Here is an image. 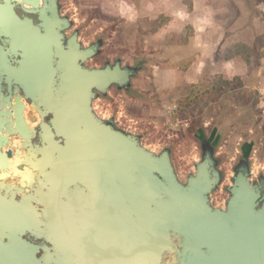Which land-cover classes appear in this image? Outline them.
<instances>
[{
	"label": "water",
	"instance_id": "95a60500",
	"mask_svg": "<svg viewBox=\"0 0 264 264\" xmlns=\"http://www.w3.org/2000/svg\"><path fill=\"white\" fill-rule=\"evenodd\" d=\"M15 8L37 15L41 32ZM61 10V0H0L9 44L0 45V75L41 119L31 130V228L42 225L46 237L44 249L0 241V264H264V174L251 178V145L241 147L224 207L214 206L218 139L198 137L200 159L181 181L169 147L156 153L141 134L101 118L95 102L113 88L132 95L146 61L89 67L104 39L84 46Z\"/></svg>",
	"mask_w": 264,
	"mask_h": 264
},
{
	"label": "rangeland",
	"instance_id": "374dc122",
	"mask_svg": "<svg viewBox=\"0 0 264 264\" xmlns=\"http://www.w3.org/2000/svg\"><path fill=\"white\" fill-rule=\"evenodd\" d=\"M208 4L213 28L191 45L195 62L207 60L194 84L182 75L191 65L185 49L193 31H162L166 18L153 16L163 7L158 0H61V13L71 18L84 46L104 39L101 55L89 67L117 58L123 65L146 61L132 95L113 88L95 102L101 118H115L120 128L141 134L143 145L156 153L169 147L181 181L200 159L198 137L214 134L223 182L211 200L224 207L243 145H251L252 180L264 174V0ZM234 44L244 48L225 67L224 53ZM200 45L208 52L199 56Z\"/></svg>",
	"mask_w": 264,
	"mask_h": 264
},
{
	"label": "flooded vegetation",
	"instance_id": "af4514ba",
	"mask_svg": "<svg viewBox=\"0 0 264 264\" xmlns=\"http://www.w3.org/2000/svg\"><path fill=\"white\" fill-rule=\"evenodd\" d=\"M14 12L21 22L41 32L37 15L24 12L20 8H15ZM1 38L0 45L9 47L8 39ZM11 64L12 59L9 60V65ZM35 104L25 97L20 86L11 84L6 75H0V241L11 244L15 249L45 248L43 243L46 237L40 233L44 231V227L38 225L31 228V222L37 216H34L33 206L36 202L32 196L31 130L33 127L39 129L41 121L36 111L31 110ZM15 139L19 140V144ZM40 139L41 134L37 133L34 143L37 144ZM243 152L246 151L242 150V155Z\"/></svg>",
	"mask_w": 264,
	"mask_h": 264
},
{
	"label": "crops",
	"instance_id": "0c3cea01",
	"mask_svg": "<svg viewBox=\"0 0 264 264\" xmlns=\"http://www.w3.org/2000/svg\"><path fill=\"white\" fill-rule=\"evenodd\" d=\"M158 1L163 3V7L160 6V10L155 12L153 16H163L166 18L165 24L161 27L162 31H170L173 29L181 30L187 27L193 31L189 40V48L185 49V52H191L192 58L193 53L191 45L198 41H202L205 37H208V34L210 33L209 30L213 28V17L208 11V3H210V0H186V2L183 0ZM251 30L253 33L256 32L253 27ZM207 52L208 49L204 51L203 47L200 45V52L197 53L200 56V54ZM198 54L196 56H198ZM194 60L193 58L191 59V65L186 72L182 74L184 78L190 79L191 84H194L192 79L194 80V78H197L196 73L198 72L200 66L207 62V60H201L200 58H198V61L196 62ZM233 60L230 59L228 61H223V63H225V67ZM194 72L195 74L193 75L192 73Z\"/></svg>",
	"mask_w": 264,
	"mask_h": 264
},
{
	"label": "trees",
	"instance_id": "16d2710c",
	"mask_svg": "<svg viewBox=\"0 0 264 264\" xmlns=\"http://www.w3.org/2000/svg\"><path fill=\"white\" fill-rule=\"evenodd\" d=\"M240 48H244L242 45L234 44L230 46L224 53V59L229 60L235 56H240ZM247 52V49H245Z\"/></svg>",
	"mask_w": 264,
	"mask_h": 264
},
{
	"label": "bare ground",
	"instance_id": "6f19581e",
	"mask_svg": "<svg viewBox=\"0 0 264 264\" xmlns=\"http://www.w3.org/2000/svg\"><path fill=\"white\" fill-rule=\"evenodd\" d=\"M17 135H18V134H17ZM12 136H13V135H12ZM15 140H16V139H15ZM17 141H19V140H16V142H17ZM12 142L14 143V141H12ZM16 142H15V143H16ZM11 144H12V143H11ZM17 144H19V143L17 142ZM14 145H15V144H14ZM9 147H10V146H9ZM9 147H8V148H9Z\"/></svg>",
	"mask_w": 264,
	"mask_h": 264
}]
</instances>
